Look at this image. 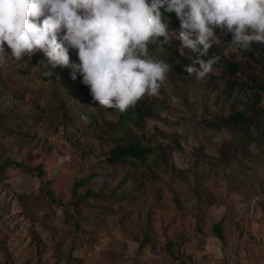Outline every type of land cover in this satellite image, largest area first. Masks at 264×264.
I'll use <instances>...</instances> for the list:
<instances>
[{
	"label": "rangeland",
	"instance_id": "374dc122",
	"mask_svg": "<svg viewBox=\"0 0 264 264\" xmlns=\"http://www.w3.org/2000/svg\"><path fill=\"white\" fill-rule=\"evenodd\" d=\"M220 41L219 53L241 68L238 79L264 84V56L233 52ZM178 45H149L150 55L173 71L158 95L147 96L154 110L142 132L162 144L164 166L179 175L106 161L113 143L95 136L81 114L72 121L62 115L66 87L41 77L51 70L39 51L27 62L8 57L0 67V158L30 169L0 173V264H264V142L242 152L229 127L209 125L214 113L229 112L213 94L224 75L213 66L205 79L189 76L181 62L191 60ZM64 73L75 84L71 71ZM78 85L69 87L68 101L84 92ZM259 101L264 105L262 94ZM97 105L88 104V111L106 127L115 116ZM208 160L217 162L216 173L186 177L190 165ZM230 160L238 161L234 172L243 165L246 175L228 182L221 167ZM89 187L95 196L85 195ZM218 221L224 242L210 230Z\"/></svg>",
	"mask_w": 264,
	"mask_h": 264
},
{
	"label": "clouds",
	"instance_id": "9594fccd",
	"mask_svg": "<svg viewBox=\"0 0 264 264\" xmlns=\"http://www.w3.org/2000/svg\"><path fill=\"white\" fill-rule=\"evenodd\" d=\"M170 13L178 29L165 21ZM218 33L231 35L233 52L264 45V0H0V67L40 51L52 68L81 77L99 105L123 113L158 95L173 71L150 44L179 41V55L191 60L185 71L202 80L220 60L209 56Z\"/></svg>",
	"mask_w": 264,
	"mask_h": 264
},
{
	"label": "trees",
	"instance_id": "16d2710c",
	"mask_svg": "<svg viewBox=\"0 0 264 264\" xmlns=\"http://www.w3.org/2000/svg\"><path fill=\"white\" fill-rule=\"evenodd\" d=\"M165 21L169 19L170 27L178 29L179 21L174 13L165 14ZM218 36L228 43L231 39V35L223 36L218 33ZM179 43V41H178ZM251 50L264 56V45L260 43H255L253 46L246 51H243L246 55H251ZM39 53L43 56V59L47 62V58L42 52ZM209 56H219V62L214 66H219L220 71L224 75L223 83L220 87L214 91V100L218 102L221 101L223 106L229 108L227 115L217 116L216 113L212 116V121L209 125L212 127L227 126L233 135V141L236 142L241 151L244 152L248 147L254 145L255 143L264 142V105L260 104L259 95L262 94L264 97V84H248L242 82L237 78V74L241 72V68L238 64L226 59L218 51V48L214 44L209 49ZM72 59L76 60L77 57L73 53ZM207 59V57H205ZM48 64V62H47ZM51 74L48 76L45 71H40L41 77L44 80H49L51 82L61 83L62 86L66 87V90H61V104L60 110L64 117L70 118L71 121L81 114L83 118H86V123L88 128L96 127L94 135L105 141H110L113 145L104 153L106 161L109 163L124 162L130 160L135 164H140L145 167H164L165 171H169L172 174H181L176 171L174 167L164 166L162 157V144L157 142L151 136H147L142 132V127L146 118L153 115V101L151 98L145 96L142 98L135 107H130L127 111L120 113L118 110L111 109L115 118L112 121H104L106 127H100L96 121V116H94L90 111H88V104L98 106V101L93 100L89 88L81 83V77H77L74 81L75 84L70 83V79L64 73L66 71H71L68 67L52 68L49 65ZM181 66L185 68L184 61L181 62ZM83 85L84 92L76 93L72 96V100L68 101L66 96L69 92V87L71 85ZM208 86L214 88V85L209 81ZM264 154V153H263ZM233 162L238 163L237 160H230L227 165H223L221 173L225 177V180L231 182L232 178L235 176L241 178V176L246 175V171L240 166L237 169V173L233 171ZM10 166H17L30 169L27 165L21 162H17L9 157L0 158V173ZM218 164L216 161L208 160L203 163L196 162L190 165L186 170V174L194 179H196V174L202 170L209 171L211 173L217 172ZM43 170L39 169L37 171L38 175L43 174ZM92 177L89 176L88 179ZM88 179L81 180L82 185L86 184ZM86 196H95L93 189L91 187L87 188ZM211 232L221 241H225V235L223 232L222 222L218 221L211 225ZM173 242L168 241L165 248L171 257L174 258L173 253Z\"/></svg>",
	"mask_w": 264,
	"mask_h": 264
}]
</instances>
